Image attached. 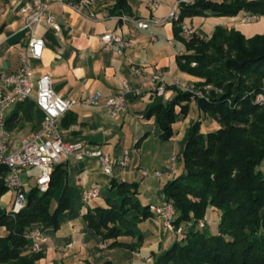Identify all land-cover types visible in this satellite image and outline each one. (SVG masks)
<instances>
[{"label": "trees", "instance_id": "trees-1", "mask_svg": "<svg viewBox=\"0 0 264 264\" xmlns=\"http://www.w3.org/2000/svg\"><path fill=\"white\" fill-rule=\"evenodd\" d=\"M125 5L126 0H117L121 13ZM241 11L264 18V0L182 3L178 20L173 22L175 37L186 49L178 58L180 70L198 79L193 84L196 88L213 85L223 93L202 99L176 88L173 99L154 105L147 113L160 126L164 141L173 137V125L187 117L192 103L203 117L220 126L204 134L198 121L188 129L180 157L183 171L162 191L163 200L174 207V225L183 231L152 264H264V105L256 104L257 94L264 91V34L247 37L236 28L224 27L216 28L208 38L196 32L191 37L182 33L188 18L236 17ZM219 57L226 59L223 68L215 66ZM34 106L31 100L17 104L6 119L7 130L18 127L21 120L31 121ZM8 171L0 164V264H36L43 252L32 253L26 235L36 227L59 230L69 197L64 192L54 211L52 204L65 170L55 168L46 193L37 187L26 191V206L18 214L1 204L8 192ZM112 189L116 197L106 198L105 206L89 209L83 221L103 241H112L109 248L134 251L133 242L120 239L134 240L140 223L158 217L151 212V204L142 202L138 183L113 181ZM209 210L220 213L218 235L206 231ZM200 222H205L203 228Z\"/></svg>", "mask_w": 264, "mask_h": 264}, {"label": "crops", "instance_id": "crops-1", "mask_svg": "<svg viewBox=\"0 0 264 264\" xmlns=\"http://www.w3.org/2000/svg\"><path fill=\"white\" fill-rule=\"evenodd\" d=\"M24 1L0 0V73H13L20 65L19 57L29 38L25 29L26 15L20 11ZM94 1L96 17L89 19L68 5L78 0H54L49 13L54 16L60 30L56 31L45 22L40 24L37 36L44 41L45 49L42 59L32 61L33 79L37 81L49 75L57 95L77 102L61 121L65 142L84 143L92 150H101L112 160H120L125 152H129L131 160L125 168L115 166L113 176L105 175L100 161L95 158L86 157L80 161L70 157L59 165L65 172L55 192L52 210L56 209L65 192L69 197V208L65 213L73 212L69 215L71 225L66 228L60 226L57 231L49 228L47 233L44 230L48 243L36 264H101L106 261L152 264L153 258L161 256L178 240L177 235L163 230L159 219L151 218L138 225L147 226L137 233L134 240L128 237L120 239L124 243L133 242L136 246L134 251L111 249L112 241H103L83 221V215L89 209L105 206L106 198L116 197L113 181L138 183L142 202L146 205L163 201L164 186L183 170L180 157L172 155L165 144L175 142L187 121L181 123L179 121L184 119L179 118L173 126V137L164 141L155 119L146 116L154 105L166 103L177 95L173 81H178L182 87L198 82L179 68L178 58L186 53V49L175 37L173 21L156 23L167 19L179 0H126L124 13L117 9V0ZM150 2L158 4L154 12L149 9ZM121 15L154 22L149 30H141L134 23L119 20L117 17ZM257 22L259 28L251 30L250 35L242 33L247 37L264 34V18ZM231 28L236 27L228 23L227 29ZM130 29L135 30L133 38H130ZM257 31L258 34L254 33ZM107 33L130 39L133 46L122 53L116 48L106 51L101 36ZM133 68L140 69L143 76H136ZM155 74L165 75L168 80L169 87L164 97H158L150 89ZM125 85L131 90L143 89V94L140 97L127 96L126 110L112 117L107 101L122 92ZM97 93L100 94L98 105H87L85 102ZM194 107L197 106L192 103L191 109ZM14 110L15 106L9 110L7 118ZM32 114L31 121L21 120L18 127L9 131L13 150L22 138L40 132L44 114L36 106ZM199 115L202 116L200 112ZM180 165L181 171L177 174ZM142 169L149 171L150 175L144 177L140 173ZM33 171L27 170L22 175V181L29 185V189L37 186L39 172ZM91 189H98L100 196L84 203L83 192ZM13 201L14 196L4 195L2 207L10 208ZM216 215L214 210H209L206 216L208 223H219ZM52 232L56 234L52 236Z\"/></svg>", "mask_w": 264, "mask_h": 264}, {"label": "built area", "instance_id": "built-area-1", "mask_svg": "<svg viewBox=\"0 0 264 264\" xmlns=\"http://www.w3.org/2000/svg\"><path fill=\"white\" fill-rule=\"evenodd\" d=\"M197 1H178L168 18L157 20L156 23L162 24L166 21H177L180 4H194ZM53 2L54 0L24 1L20 11L26 15L25 29L29 32V38L19 57L20 65L13 73H0V164L7 166L9 170L5 181L8 191L14 193V201L11 206L14 214L20 213L26 206V191H28L29 185L22 181V175L27 170H39L36 187L41 193H46L49 190L55 168L70 157L80 161L86 157L98 159L104 174L107 176H113V168L115 166L125 168L131 160L129 152H125L120 160H112L101 150H92L84 143L65 142L61 121L77 105V102L57 95L53 91L49 75H44L37 81L33 79L34 69L32 61L42 59L45 49L44 41L37 36L40 24L45 22L56 31L60 30V26L56 23L54 16L49 13ZM68 5L86 18L95 19L96 17V2L94 0H78L77 3H69ZM148 6L154 12L158 4L150 2ZM117 18L126 23H134L141 30H149L152 22H154L153 20L129 18L125 15ZM255 20H259V17L248 15L244 19L245 22H253ZM182 31L185 37H191L194 33L192 28L184 25L182 26ZM134 36L135 30L130 29V38ZM101 41L106 51L116 48L119 53H122L124 49L133 46L130 39H125L112 33L102 35ZM133 70L136 76H143L140 69L133 68ZM172 83L178 89L188 91L194 96L199 95L194 86L182 87L178 81H173ZM168 87L169 83L165 75L155 74L153 76L150 89L158 97H164ZM142 94L143 89L131 90L128 85H125L122 92L107 101V108L111 116L116 117L120 112L126 110L127 96L140 97ZM259 96L256 99L258 103L264 101V96ZM99 98L100 94L97 93L85 103L97 106ZM27 100L33 101L35 106L44 114L41 130L38 133H32L22 138L19 146L13 150L12 146L14 143L6 128L7 112L17 104ZM176 160V157H174L173 161L176 162ZM140 173L144 177L150 175L149 171L143 169L140 170ZM155 174L161 176L160 172ZM99 196L98 189H91L84 190L82 198L84 203H88ZM150 210L161 221L162 228L166 232L175 235L182 233L183 229L174 225L176 215L172 203L163 200L158 204H151ZM204 226L205 222H200V227L203 228ZM26 238L30 240L31 252L34 254L43 252L48 243V236L45 234L44 229L40 227L30 230Z\"/></svg>", "mask_w": 264, "mask_h": 264}, {"label": "rangeland", "instance_id": "rangeland-1", "mask_svg": "<svg viewBox=\"0 0 264 264\" xmlns=\"http://www.w3.org/2000/svg\"><path fill=\"white\" fill-rule=\"evenodd\" d=\"M248 17V14L245 11H241L239 12V14L236 17H205V16H196L193 18H188L184 21L183 25L184 26H188L190 28L193 29L194 32L199 33L205 37H210L214 32L215 29L218 27H224L227 28L228 23H232L233 27H238V30L240 32L245 33L246 35H250L251 34V30H256L257 28H259L258 22L257 20L253 21V22H245L244 19ZM260 18V17H259ZM231 25V24H230ZM259 31L254 32L256 34H258ZM224 57V56H221ZM226 58V57H225ZM226 59H217V65L215 66H219L222 68L225 67V63L223 62ZM193 86V85H190ZM194 89L199 92V95H195L199 98L205 99L206 97H208L210 94L215 93L218 95H222L223 90L222 89H217L215 86L213 85H208V86H204L202 88H196L194 85ZM259 95H263L264 96V91L262 93L257 94V96ZM256 96V99H257ZM260 99V96H259ZM256 104H259L260 106L264 105V101L261 102H257ZM9 114V111L7 112V115ZM184 120H180L179 122H183V121H187V124L183 125V130L180 133L179 137L177 136L175 139L174 143H166L165 147L169 148V150L171 151L172 155H176L181 157L185 143L187 141V137H188V127L192 122H198L201 121V131L204 134H207L209 132H213L216 131L220 126L216 121H211L210 119H206L203 116L199 115V111L197 110V107L193 108L190 110L189 114L187 115L186 118H183ZM184 123V122H183ZM176 124V123H175ZM174 124V125H175ZM173 125V126H174ZM174 147V148H173ZM181 163V162H180ZM182 165V163H181ZM181 165L178 167L179 171L177 172V174L180 173V167ZM261 170L264 172V162L262 164ZM39 170H34L33 173H38ZM183 171V170H182ZM35 182H32V185H34ZM30 190V189H28ZM6 196L12 197L14 196V193L12 191H8L6 193ZM76 200V199H75ZM79 205H81V203H79ZM53 211V210H52ZM73 213V212H71ZM71 213H64V215L62 217H60V226H62L63 228H66L67 226H69V224L71 223L70 219H69V215H71ZM216 216H220V213L217 212ZM161 223V221H160ZM71 225V224H70ZM147 226V225H146ZM144 224L140 225L137 227V233L142 232V228L146 227ZM162 226V223H161ZM163 227V226H162ZM206 231L209 235H218L219 234V223L218 221H213L211 223L208 224V226L206 227ZM47 229H45V232L47 233ZM52 231H55L53 228H51ZM164 230V228H163ZM56 233L52 232V236H54ZM61 233H58V235H60ZM51 236V237H52ZM101 247V246H100ZM104 248V246H103ZM166 252V251H165ZM87 258H84L83 260H85ZM155 258H153L154 261ZM122 261V260H121ZM126 261H123L122 264H124ZM87 264V263H86ZM121 264V263H120ZM126 264V263H125Z\"/></svg>", "mask_w": 264, "mask_h": 264}]
</instances>
